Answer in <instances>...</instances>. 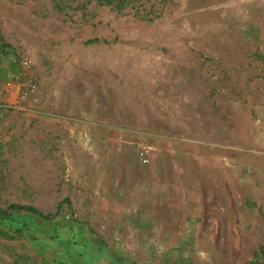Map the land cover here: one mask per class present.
<instances>
[{"label":"rangeland","instance_id":"1","mask_svg":"<svg viewBox=\"0 0 264 264\" xmlns=\"http://www.w3.org/2000/svg\"><path fill=\"white\" fill-rule=\"evenodd\" d=\"M0 49V264H264V0H0Z\"/></svg>","mask_w":264,"mask_h":264},{"label":"trees","instance_id":"2","mask_svg":"<svg viewBox=\"0 0 264 264\" xmlns=\"http://www.w3.org/2000/svg\"><path fill=\"white\" fill-rule=\"evenodd\" d=\"M97 1H102L106 4L111 3L112 0H97ZM8 210H24L27 212H32V213H36L32 208H28V207H24V206H17V205H10L7 208ZM261 255H264V247H262L261 251H260Z\"/></svg>","mask_w":264,"mask_h":264},{"label":"built area","instance_id":"3","mask_svg":"<svg viewBox=\"0 0 264 264\" xmlns=\"http://www.w3.org/2000/svg\"><path fill=\"white\" fill-rule=\"evenodd\" d=\"M1 56H2V52H1V49H0V58H1Z\"/></svg>","mask_w":264,"mask_h":264},{"label":"crops","instance_id":"4","mask_svg":"<svg viewBox=\"0 0 264 264\" xmlns=\"http://www.w3.org/2000/svg\"><path fill=\"white\" fill-rule=\"evenodd\" d=\"M91 260H94L93 258Z\"/></svg>","mask_w":264,"mask_h":264}]
</instances>
